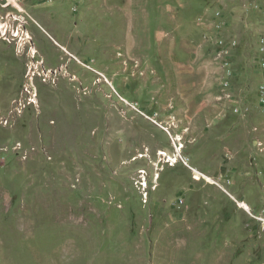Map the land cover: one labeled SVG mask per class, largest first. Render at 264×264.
Wrapping results in <instances>:
<instances>
[{"label":"rangeland","instance_id":"1","mask_svg":"<svg viewBox=\"0 0 264 264\" xmlns=\"http://www.w3.org/2000/svg\"><path fill=\"white\" fill-rule=\"evenodd\" d=\"M264 0H0V264H264Z\"/></svg>","mask_w":264,"mask_h":264},{"label":"built area","instance_id":"2","mask_svg":"<svg viewBox=\"0 0 264 264\" xmlns=\"http://www.w3.org/2000/svg\"><path fill=\"white\" fill-rule=\"evenodd\" d=\"M239 206L241 207L242 210H244L246 216L250 219H258L260 221V223H262L263 227H264V218L263 216H258L255 214L254 210L251 209V207H249L248 205H246L245 203H238Z\"/></svg>","mask_w":264,"mask_h":264}]
</instances>
